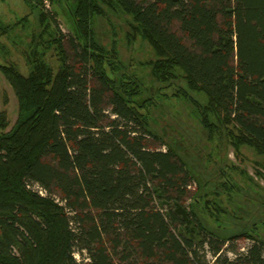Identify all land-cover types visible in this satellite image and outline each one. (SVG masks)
Listing matches in <instances>:
<instances>
[{
    "label": "trees",
    "instance_id": "obj_1",
    "mask_svg": "<svg viewBox=\"0 0 264 264\" xmlns=\"http://www.w3.org/2000/svg\"><path fill=\"white\" fill-rule=\"evenodd\" d=\"M23 1L37 8L39 32L30 36L26 75L0 65L18 106L8 131L0 113V264H79L74 254L86 264H210L207 255L211 264H264L256 224L228 233L222 219L241 217L207 198L219 186L241 188L199 171L183 147L158 137L148 112L156 97L166 100V84L183 81L186 89L170 97L191 107L206 134L205 165H218L225 144L236 157L245 147L261 159L264 178V0H72V60L42 0ZM107 12L128 16V39L150 47L153 59L139 64L148 84L120 63L115 45L96 38L94 20ZM16 25L0 22V34ZM51 47L56 71L45 60ZM239 239L251 240L241 252Z\"/></svg>",
    "mask_w": 264,
    "mask_h": 264
},
{
    "label": "rangeland",
    "instance_id": "obj_2",
    "mask_svg": "<svg viewBox=\"0 0 264 264\" xmlns=\"http://www.w3.org/2000/svg\"><path fill=\"white\" fill-rule=\"evenodd\" d=\"M71 2L72 0H60V2L42 0V5L38 6L44 14L50 17V29L57 36H63L62 42L70 60H72L73 54L67 42V38L71 34V26L67 19V8ZM37 13V8L29 7L23 0H0V22L9 26L14 23L17 24L8 35L0 34V65L12 64L22 74L26 75L28 73L29 66L25 55L29 51L30 36L35 32H39L36 21ZM22 18H25V20L22 21ZM129 19L128 16L122 13L107 12V18H95L93 29L99 43L106 49L115 45L120 63L126 66L129 72L137 73L142 78L147 77L145 82L148 84L149 70L142 66L140 67L139 64H144L153 59V53L145 40L139 36L133 40L128 39L127 32L129 29L127 22L130 21ZM173 30L183 39L187 46H190V42L181 35L176 26L173 27ZM45 38L48 39L47 37ZM45 60L54 71L57 70L58 61L53 47L46 52ZM158 86V84H154V96ZM171 86L166 84V88L162 89V92L167 94L166 100L162 97H156V106L149 107L148 112L152 117L150 121L152 129L165 142L173 143L175 141L177 146L183 147V152L195 160L194 163L198 162L196 165L199 167V171L206 173L207 177L212 181L216 179L219 184L227 182V185L233 183L237 185L238 189L239 187L241 188L239 192L229 193L219 186L213 189L215 194L207 196L208 199L218 202L219 206L227 210L229 214L237 213L243 218H237L238 220L223 218L222 222L227 223L228 233L233 234L243 227L249 229L255 223L257 234L264 238V228L260 223L264 220V206L257 203L258 207H255V209L258 211L248 207L250 205L249 201L252 199L264 202V178L256 174V171H260L256 163L261 161V159L251 149L245 147L241 149V156L236 157L232 148L225 144V147H222L223 149L219 148L220 150H218V155L216 156L217 158L220 157V161L217 162L218 165L214 161L212 167L211 165L206 166L205 160L208 156V151L203 149L206 143V134L200 129L196 118L192 115L191 107L185 102L176 101L170 97L175 88L186 89L184 82L175 81L172 82ZM188 93L198 99L196 94ZM199 101L201 102V100ZM17 110L15 93L0 72V113L4 112L8 122L5 131L10 130L15 123ZM152 144L153 147H159L156 142H152ZM180 152L182 153V151ZM222 170L223 173H220ZM242 172L244 175H242ZM247 178L250 179V185H248L251 186L250 189L246 185L247 181H244ZM194 188L196 189L195 185L191 187V190ZM187 203H189V199L186 201ZM239 206L245 210L238 211L237 207ZM208 225L214 231L220 228V224L219 226H216L215 223H209ZM250 241L248 239L235 241L237 252L243 251L250 244ZM15 253H17V250ZM227 256L233 258L234 254L227 252ZM206 259L210 264L212 263L210 255H207ZM77 260L79 264L88 262L85 255H77Z\"/></svg>",
    "mask_w": 264,
    "mask_h": 264
},
{
    "label": "built area",
    "instance_id": "obj_3",
    "mask_svg": "<svg viewBox=\"0 0 264 264\" xmlns=\"http://www.w3.org/2000/svg\"><path fill=\"white\" fill-rule=\"evenodd\" d=\"M26 188L28 190L32 191L33 193L37 194L39 197H42V198L49 197L56 204H59V205L64 204V203H62V201L57 196H55V195L49 196L47 191L44 188H42L38 183H27ZM74 257L77 260V254L76 255L74 254Z\"/></svg>",
    "mask_w": 264,
    "mask_h": 264
}]
</instances>
